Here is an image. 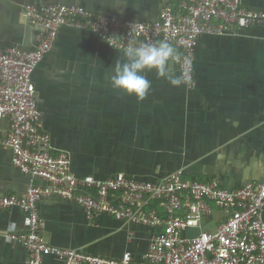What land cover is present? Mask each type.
Here are the masks:
<instances>
[{"label": "crops", "instance_id": "obj_1", "mask_svg": "<svg viewBox=\"0 0 264 264\" xmlns=\"http://www.w3.org/2000/svg\"><path fill=\"white\" fill-rule=\"evenodd\" d=\"M26 2L79 5L134 21L156 19L161 7V0H0V47L35 44L37 28L24 16ZM241 2L248 8H264V0ZM117 59L123 61L122 51L93 33L63 26L32 72L52 151L68 155L75 175L105 179L123 173L149 180L181 170L186 178L219 179L227 188L264 179V25L224 35L200 34L193 86L173 84L179 75L168 62L167 78L154 70L144 73L151 87L143 100L111 87ZM8 126L7 119H0V195L20 193L42 182L12 165L11 152L2 143ZM38 209L42 234L54 246L90 253L82 249V232H101L98 241L122 231L131 242L135 234L129 230L132 223L104 213L88 219L73 201L45 198ZM261 214L264 218V207ZM224 216L212 205L188 232L213 230ZM10 230H24L23 213L17 207L0 209V264H26L25 247L7 238ZM140 231L149 239L145 227ZM148 239L134 246L140 256ZM126 250L117 249L108 257H119ZM44 262L56 259L45 256Z\"/></svg>", "mask_w": 264, "mask_h": 264}, {"label": "built area", "instance_id": "obj_2", "mask_svg": "<svg viewBox=\"0 0 264 264\" xmlns=\"http://www.w3.org/2000/svg\"><path fill=\"white\" fill-rule=\"evenodd\" d=\"M22 8L37 32L30 48L0 47V119L9 122L2 143L18 171L42 182L20 193L0 195V209L17 207L23 213L24 230H10L7 238L23 244L26 264H264V179L227 188L219 179L186 178L181 170L149 180L123 173L105 179L79 177L64 151H52L31 79L58 30L65 26L91 32L120 51L129 38L136 44L167 41L178 55L169 63L175 65L181 83L190 88L198 36L264 25V8H248L241 0H161L157 18L148 21L62 3L26 2ZM45 198L73 201L88 219L104 213L145 227L149 239L140 260L128 250L108 257L49 244L42 234L38 209ZM212 205L223 211L224 219L213 230L190 234ZM45 256L56 262L45 263Z\"/></svg>", "mask_w": 264, "mask_h": 264}, {"label": "clouds", "instance_id": "obj_3", "mask_svg": "<svg viewBox=\"0 0 264 264\" xmlns=\"http://www.w3.org/2000/svg\"><path fill=\"white\" fill-rule=\"evenodd\" d=\"M123 61L117 59L111 76V87L127 96L143 100L151 87V81L145 72L155 71L159 77L170 76L168 62L178 59L176 49L167 41L155 44H136L131 38L123 47ZM173 84L182 82L174 78Z\"/></svg>", "mask_w": 264, "mask_h": 264}, {"label": "rangeland", "instance_id": "obj_4", "mask_svg": "<svg viewBox=\"0 0 264 264\" xmlns=\"http://www.w3.org/2000/svg\"><path fill=\"white\" fill-rule=\"evenodd\" d=\"M198 40V39H197ZM171 67V65H168ZM85 157V156H83ZM86 158V157H85ZM129 230H134L135 234L131 237V242L127 241L126 235L123 232H117L110 234L109 237L103 238L98 241V237L103 234L96 233L91 235L88 231L82 232V249L89 251L90 253H97L104 256L112 255L117 249L121 251L123 248L128 249L132 254L135 253L140 256L141 253L137 252L134 246L140 243V240L144 241L148 239V235L145 232H141V226L136 224H129ZM135 257V256H134ZM136 260H140V257H135Z\"/></svg>", "mask_w": 264, "mask_h": 264}]
</instances>
